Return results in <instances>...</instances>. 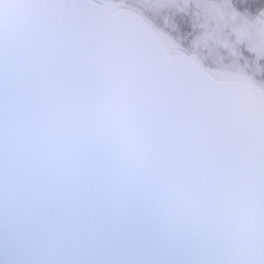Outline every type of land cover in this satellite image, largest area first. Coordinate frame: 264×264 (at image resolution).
<instances>
[{"label": "water", "instance_id": "obj_1", "mask_svg": "<svg viewBox=\"0 0 264 264\" xmlns=\"http://www.w3.org/2000/svg\"><path fill=\"white\" fill-rule=\"evenodd\" d=\"M5 2L13 5L0 11L6 141L9 43L31 44L37 20L28 0ZM68 2L86 13L75 18L86 41L81 65L13 111L24 164L40 186L62 192L68 208L86 211L110 198L146 205L155 224L135 242L57 231L41 237L39 253L146 264H264V88L215 79L189 54H168L132 9ZM174 95L218 101L242 129L240 145L219 156L198 150L193 125H173L163 111Z\"/></svg>", "mask_w": 264, "mask_h": 264}, {"label": "snow or ice", "instance_id": "obj_2", "mask_svg": "<svg viewBox=\"0 0 264 264\" xmlns=\"http://www.w3.org/2000/svg\"><path fill=\"white\" fill-rule=\"evenodd\" d=\"M37 20L32 43L15 48L10 41L7 57L8 137L5 141V57L0 48V264H146L99 254L75 259L60 255L46 258L39 253L41 237L57 231L94 239L135 242L154 229V218L146 205L93 201L87 210L68 208L63 193L46 189L30 176L15 135L12 113L41 86L50 87L74 74L81 65L86 41L75 18L85 10L68 0H28ZM13 5L0 0V11ZM164 113L181 125L195 129V147L201 152L223 155L240 145L243 131L210 97L174 95L166 99Z\"/></svg>", "mask_w": 264, "mask_h": 264}, {"label": "rangeland", "instance_id": "obj_3", "mask_svg": "<svg viewBox=\"0 0 264 264\" xmlns=\"http://www.w3.org/2000/svg\"><path fill=\"white\" fill-rule=\"evenodd\" d=\"M111 9L125 7L142 16L168 54L187 53L215 79L258 84L255 60H264V18L228 13L226 0H95ZM180 12L190 29L180 33L170 15ZM168 14V16H166ZM263 81L261 80L260 83Z\"/></svg>", "mask_w": 264, "mask_h": 264}, {"label": "trees", "instance_id": "obj_4", "mask_svg": "<svg viewBox=\"0 0 264 264\" xmlns=\"http://www.w3.org/2000/svg\"><path fill=\"white\" fill-rule=\"evenodd\" d=\"M95 1V0H93ZM229 6L228 13L236 18L242 19H254L260 17L264 18V0H226ZM168 16V14L166 15ZM169 17V16H168ZM169 20L175 23L176 27L180 30V33L189 31L186 18L180 12L170 15ZM264 29V26L262 24ZM255 64H259L260 72L253 77L257 79L258 84L264 86V60L262 58L255 60ZM261 80L263 81L262 83Z\"/></svg>", "mask_w": 264, "mask_h": 264}]
</instances>
